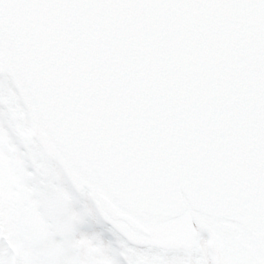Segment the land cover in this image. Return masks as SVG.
I'll use <instances>...</instances> for the list:
<instances>
[{
	"label": "snow or ice",
	"instance_id": "obj_1",
	"mask_svg": "<svg viewBox=\"0 0 264 264\" xmlns=\"http://www.w3.org/2000/svg\"><path fill=\"white\" fill-rule=\"evenodd\" d=\"M0 264H264V0H0Z\"/></svg>",
	"mask_w": 264,
	"mask_h": 264
}]
</instances>
